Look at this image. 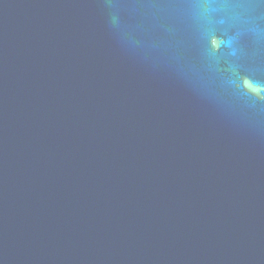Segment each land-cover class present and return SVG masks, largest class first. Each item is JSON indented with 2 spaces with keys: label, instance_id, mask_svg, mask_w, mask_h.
<instances>
[{
  "label": "water",
  "instance_id": "1",
  "mask_svg": "<svg viewBox=\"0 0 264 264\" xmlns=\"http://www.w3.org/2000/svg\"><path fill=\"white\" fill-rule=\"evenodd\" d=\"M0 264H264V3L0 0Z\"/></svg>",
  "mask_w": 264,
  "mask_h": 264
},
{
  "label": "snow or ice",
  "instance_id": "2",
  "mask_svg": "<svg viewBox=\"0 0 264 264\" xmlns=\"http://www.w3.org/2000/svg\"><path fill=\"white\" fill-rule=\"evenodd\" d=\"M197 3L211 2V0H196ZM261 3H264V0H260Z\"/></svg>",
  "mask_w": 264,
  "mask_h": 264
}]
</instances>
